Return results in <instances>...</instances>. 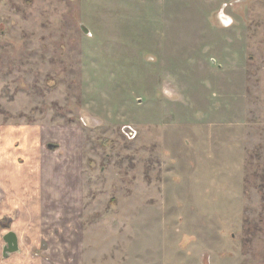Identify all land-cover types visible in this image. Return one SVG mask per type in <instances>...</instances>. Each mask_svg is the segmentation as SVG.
Listing matches in <instances>:
<instances>
[{
    "label": "rangeland",
    "instance_id": "obj_1",
    "mask_svg": "<svg viewBox=\"0 0 264 264\" xmlns=\"http://www.w3.org/2000/svg\"><path fill=\"white\" fill-rule=\"evenodd\" d=\"M8 231L43 264H264V0H0V264Z\"/></svg>",
    "mask_w": 264,
    "mask_h": 264
},
{
    "label": "water",
    "instance_id": "obj_2",
    "mask_svg": "<svg viewBox=\"0 0 264 264\" xmlns=\"http://www.w3.org/2000/svg\"><path fill=\"white\" fill-rule=\"evenodd\" d=\"M80 29L85 35L89 34L88 29L84 27L83 25L80 26ZM3 242H4V245L2 247V257L5 258L11 253L19 252L18 239H17L16 234L13 231H8L3 236Z\"/></svg>",
    "mask_w": 264,
    "mask_h": 264
},
{
    "label": "crops",
    "instance_id": "obj_3",
    "mask_svg": "<svg viewBox=\"0 0 264 264\" xmlns=\"http://www.w3.org/2000/svg\"><path fill=\"white\" fill-rule=\"evenodd\" d=\"M2 177V176H1ZM6 178V177H5ZM2 178V180H1V182H2V190H3V187H5L4 186V184L5 183H8V179L6 178ZM27 181V180H26ZM26 181L25 182H23V184H25L26 185ZM6 185V184H5ZM8 188V187H7ZM5 189H6V187H5ZM9 189V188H8ZM18 239V238H17ZM18 247H19V242H18ZM16 254V256H19V261L18 262H12L11 260H10V258L8 259V260H6L7 262H4L3 264H43V263H41L40 261H42L43 260V258L41 257V258H39V257H37V256H35V255H31V254H29V253H27V254H24L23 255V253H20V249H19V252H17V253H15ZM21 255V256H20ZM4 258V257H3Z\"/></svg>",
    "mask_w": 264,
    "mask_h": 264
},
{
    "label": "flooded vegetation",
    "instance_id": "obj_4",
    "mask_svg": "<svg viewBox=\"0 0 264 264\" xmlns=\"http://www.w3.org/2000/svg\"><path fill=\"white\" fill-rule=\"evenodd\" d=\"M5 234H6V233H5ZM5 234H4V235H5ZM4 235H3V236H4ZM3 236H2V240H3ZM2 247H3V246H2ZM1 250H2V249H1Z\"/></svg>",
    "mask_w": 264,
    "mask_h": 264
}]
</instances>
